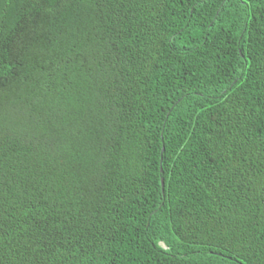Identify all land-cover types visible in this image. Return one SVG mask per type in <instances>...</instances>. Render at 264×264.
I'll list each match as a JSON object with an SVG mask.
<instances>
[{
	"label": "trees",
	"instance_id": "1",
	"mask_svg": "<svg viewBox=\"0 0 264 264\" xmlns=\"http://www.w3.org/2000/svg\"><path fill=\"white\" fill-rule=\"evenodd\" d=\"M0 264H264V0H0Z\"/></svg>",
	"mask_w": 264,
	"mask_h": 264
},
{
	"label": "water",
	"instance_id": "2",
	"mask_svg": "<svg viewBox=\"0 0 264 264\" xmlns=\"http://www.w3.org/2000/svg\"><path fill=\"white\" fill-rule=\"evenodd\" d=\"M162 186H163V182H162Z\"/></svg>",
	"mask_w": 264,
	"mask_h": 264
}]
</instances>
